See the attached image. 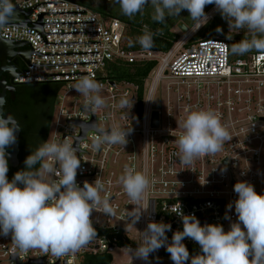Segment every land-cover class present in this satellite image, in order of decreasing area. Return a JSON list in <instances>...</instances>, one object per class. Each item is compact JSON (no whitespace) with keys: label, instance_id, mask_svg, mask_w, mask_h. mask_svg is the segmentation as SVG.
I'll return each mask as SVG.
<instances>
[{"label":"built area","instance_id":"obj_1","mask_svg":"<svg viewBox=\"0 0 264 264\" xmlns=\"http://www.w3.org/2000/svg\"><path fill=\"white\" fill-rule=\"evenodd\" d=\"M13 3L24 10L39 4L28 16L31 22H36L41 12L69 11L86 13H46L43 22L95 21L43 24L45 33L98 31L46 34L49 43H87L46 44L35 28H29L31 26L11 25L0 30V36L29 41L39 53H67L31 54L30 63L97 62L27 64L14 82L60 85L62 92L58 90L56 94L55 111L46 141L67 137L76 142L80 138L83 159L77 183L82 187L84 181L91 183L100 176L111 193L116 214L107 216L93 212L97 237L81 251L62 258L44 255L38 249L19 257L14 254L11 235H0V264H96L93 259L97 257H106V262L101 261V264H145L130 255L121 263H114L113 260L116 252L129 253L128 247H137L139 232L146 228L149 219L171 224V231L166 233L169 242L175 231L183 230L181 218L175 214L179 212L180 205L184 214H195L201 225L220 224L228 231L230 224L237 220L234 205L228 212L231 220L224 219L226 206L237 199L234 184L246 181L254 186L257 193L264 194V53L232 55L225 46L230 45L227 39L213 37L192 42L194 34L191 31L183 33L166 52L131 51L126 48L127 26L123 21L105 19L82 3L71 0H13ZM115 60L156 62L144 81L142 98L138 84L108 78L106 68ZM84 75L103 85L100 94L108 102L107 109L98 110L95 114L82 109L84 98L72 86ZM161 84V109H158L153 100ZM121 97L133 100L131 109L118 107ZM189 107L211 108L219 112L221 122L229 125L233 139L226 142L223 150L215 156H205L196 159L192 165H183L175 155L178 151L175 138L182 131L179 125ZM108 112L121 126H130L133 131L124 147L105 145L104 150L93 151L90 145L94 129L88 130L82 137V128L74 122L87 124L99 120L107 127L111 120L105 121L103 117ZM154 112L158 113L157 127L153 126ZM77 155L80 156V152ZM126 163L146 171L154 180L148 192L149 209L134 226L129 224L131 218L126 220L125 217L126 209L130 211L133 205L129 204L118 183ZM184 243L188 250L199 248L187 238ZM156 252L160 255H150V264L155 259L171 264L170 255L164 247Z\"/></svg>","mask_w":264,"mask_h":264},{"label":"clouds","instance_id":"obj_2","mask_svg":"<svg viewBox=\"0 0 264 264\" xmlns=\"http://www.w3.org/2000/svg\"><path fill=\"white\" fill-rule=\"evenodd\" d=\"M123 15L132 18L143 14L145 7L153 9L151 20L164 24L170 17H179L183 10L193 22V28L205 25L209 16L207 5H214L215 11L228 22L229 29H247L248 38L227 45L230 54L245 55L249 52L264 53V0H113ZM18 14L12 0H0V30L13 25ZM218 33L222 29L217 27ZM153 32L144 26L138 43L145 51L154 47ZM231 40V36H227ZM130 46L133 42H129ZM72 88L83 96L82 109L95 114L109 107L101 96L103 85L89 75L76 81ZM6 103L0 96V235H11L14 254L27 255L38 249L42 254L62 258L81 251L97 237L93 212L114 216L116 208L111 203V193L105 182L98 176L93 182L76 180L81 168L82 147L80 141H43L25 159V169L17 171L8 179L9 163L7 149L17 142L16 133L20 123L11 114L3 112ZM133 100L121 97L118 107L132 108ZM264 111V109H262ZM180 122L175 144V153L183 165H192L198 158L215 156L221 152L226 142L233 139L229 125L221 122V114L211 108L189 107ZM103 120H111L105 127L97 122L88 125L94 129L91 149L104 150L105 145L125 146L132 133L130 126H121L106 113ZM75 143V146H74ZM80 152V156L77 153ZM226 170V169H225ZM194 171V170H192ZM110 183V182H109ZM118 183L133 208L126 209V220L131 218V226L140 221L149 209L148 192L154 185L146 171L138 170L134 164L126 163L118 177ZM202 184V183H201ZM237 199L226 206L224 219L233 208L237 220L230 224L228 231L220 224L201 225L195 214H184L181 205L177 214L183 230L173 233L169 242L166 233L171 224L149 219L140 233L135 249L128 247L131 258L150 264V254L164 247L173 264H264V194L256 192L246 181L234 184ZM103 193V195H102ZM185 238L199 245V253L190 256L184 243Z\"/></svg>","mask_w":264,"mask_h":264},{"label":"trees","instance_id":"obj_3","mask_svg":"<svg viewBox=\"0 0 264 264\" xmlns=\"http://www.w3.org/2000/svg\"><path fill=\"white\" fill-rule=\"evenodd\" d=\"M82 3L83 5L91 8L93 11L98 13L105 19H118L123 21L126 24V32H125V43L126 48L128 50H143L138 43H135L137 38L142 35L143 28L145 25L149 27V29L153 32H158L159 34L154 37V47L151 49L157 52H166L168 51L174 44V42L181 37L178 28L180 23L185 24L189 29L193 27V22L188 18V12L183 10L180 13L179 17H170L166 20L164 24H158L151 20L152 7L147 5L143 14H137L136 16L129 18L122 14L120 7L118 4L114 3L113 0H71ZM214 5H207L205 8V12L208 14ZM228 22L221 17L218 12H215L212 17L209 18L208 22L201 26L199 31L193 35L191 41L194 42L203 38H213V37H222L227 39V31H228ZM217 27L222 29L221 33L216 31ZM250 34L244 35L242 34H229L232 39L229 40V44L239 42L242 39L248 38ZM132 41L133 45L130 46L129 42ZM155 61H137L134 63H130L124 60H115L110 63L106 70L109 78L115 80L116 82H131L136 83L140 86V96L142 98V94L144 93V81L155 67ZM25 85V84H22ZM34 87V95H30L25 98V113L26 117H30L35 108L36 98L37 96H42L43 99H46V94L42 95V93H47L49 90L52 93V111L49 116L48 122L45 126V129L42 133L41 143L46 141L48 137L49 128L51 125V120L53 116V109L55 104V98L58 90L60 89V85L54 83H33L26 84ZM39 91V92H38ZM43 91L42 93H40ZM199 248H193L189 250L190 255L192 253H199ZM93 261L96 264H101L100 262H106V257L94 258ZM104 264V263H103ZM106 264V263H105Z\"/></svg>","mask_w":264,"mask_h":264},{"label":"flooded vegetation","instance_id":"obj_4","mask_svg":"<svg viewBox=\"0 0 264 264\" xmlns=\"http://www.w3.org/2000/svg\"><path fill=\"white\" fill-rule=\"evenodd\" d=\"M6 42L0 37V96L6 103L3 112L11 114L19 121L21 129L16 133L17 142L7 149L9 163L8 179L11 180L17 171L25 169V159L41 144L42 133L52 111V93L49 90L46 99L39 95L30 117H26L25 98L34 95V87L14 82L11 78L16 72L22 71L27 63L29 47L24 43L1 46ZM39 92V91H38ZM37 104H39L37 106Z\"/></svg>","mask_w":264,"mask_h":264},{"label":"water","instance_id":"obj_5","mask_svg":"<svg viewBox=\"0 0 264 264\" xmlns=\"http://www.w3.org/2000/svg\"><path fill=\"white\" fill-rule=\"evenodd\" d=\"M12 2H13V0H12ZM44 3H51V2H44ZM13 4L16 6V11H17V14H18L17 20L15 21V23L13 24V26H20V27H28V26H31L29 28H35L39 32V34L41 35V37L43 38V40H44V42L46 44L87 43V42H58V43H49L47 41L46 34L98 32V31H82V32H49V33H45L44 30H43V24H48V23H84V22H95V21L43 22V15L46 14V13H86V11H69V12H41V13H39L37 15L38 20L36 22H31L28 19V16L36 8V6L39 5V4L33 6V7L29 8V9H26V10L20 9V7L18 6L17 3H13ZM178 28L183 33H187L189 31V28L185 24H183V23H180L178 25ZM2 39L6 43L4 45H1V46H10L9 43L10 44H15L16 47L18 46L16 44H19V43H24L28 47L30 45L29 51H28L27 57H26V63L29 66H37V65H59V64H78V63H97V62H75V63H54V64L30 63L31 54H44V55H48V54H67V53H39V52H37V51L34 50L33 46L31 45V43L29 41H26V40H18V39H8V38H2ZM14 40H16V42H12ZM91 42H100V41H91ZM27 43H29V45ZM71 53H92V52H71ZM19 74H22L21 71L16 72L13 76H11V78L14 79L17 76H19ZM63 74H78V73H63ZM42 75H58V74H42ZM25 76H38V75H25ZM59 81H61V80H59ZM44 82H46V81H44ZM30 83H32V82H30ZM74 123L77 124V125H79L82 128V130H83L82 137H84L85 134H86V132L91 129L90 127H88V125H91V124L95 123V121H93L91 123H87V124L76 123V122H74ZM153 126H155V127L158 126V113L157 112H154V115H153ZM79 140H80V138L78 139V141ZM150 255L158 256V255H160V253L159 252H155V253H152ZM152 264H169V262L168 261H163V260H157V259H155V260L152 261Z\"/></svg>","mask_w":264,"mask_h":264},{"label":"rangeland","instance_id":"obj_6","mask_svg":"<svg viewBox=\"0 0 264 264\" xmlns=\"http://www.w3.org/2000/svg\"><path fill=\"white\" fill-rule=\"evenodd\" d=\"M216 11H215V6H214V8L208 13V16L211 14V15H213L214 13H215ZM178 30H179V32H180V35L182 36L183 35V32L182 31H180V29L179 28H177ZM200 29V28H199ZM199 29H197V30H195L193 27L192 28H190L189 29V31H191L192 32V34H196L198 31H199ZM242 33H244V35H248L249 33H248V31H247V29H236V28H233V29H229V26H228V31H227V36L229 35V34H242ZM149 82H147V84H148ZM166 83V81H164V84ZM161 89H162V84L160 85V87L158 88V92H157V94H156V97L154 98V100H153V104H154V106L155 107H157L158 109H161V101L159 100V96H160V94H161ZM60 91V90H59ZM58 91V92H59ZM57 92V93H58ZM62 92V90L59 92V93H61ZM164 92V91H163ZM164 94V93H163ZM38 98H36V102L38 101V99H39V96H37ZM39 104H37V106H38ZM54 111H55V104H54V109H53V115H54ZM129 253H122V251L121 252H116L115 253V255H114V263H121V262H123V261H125V260H127L128 259V257H129ZM171 264H173V262H171ZM187 264H190V260L189 261H187Z\"/></svg>","mask_w":264,"mask_h":264}]
</instances>
